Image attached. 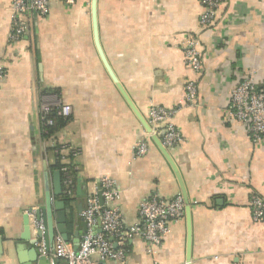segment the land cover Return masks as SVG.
Wrapping results in <instances>:
<instances>
[{"label":"crops","instance_id":"1","mask_svg":"<svg viewBox=\"0 0 264 264\" xmlns=\"http://www.w3.org/2000/svg\"><path fill=\"white\" fill-rule=\"evenodd\" d=\"M92 11V0H49L46 16L19 18L26 32L10 42L13 0H0V264H50L34 242L35 212L50 205L55 213L63 200L51 143L80 152L74 200L65 208L73 244L85 231L79 205L103 178L120 191L125 230L143 223L145 200H187L184 217L168 223L153 252L133 237L125 260L94 257L97 264H264V220H253L251 204L254 196L264 200V142L254 144L247 125L228 118L231 92L244 77L264 90V0H221L207 27L200 26L202 0H97L99 41L133 108L100 58ZM192 38L200 74L185 61ZM189 81L198 83L197 106H186ZM42 103L73 110L50 139L41 130ZM156 106L177 111L171 123L179 145L161 147L154 132L162 125L149 124ZM142 142L147 153L136 156ZM39 223L46 227L43 213ZM55 236L45 229L50 246Z\"/></svg>","mask_w":264,"mask_h":264},{"label":"built area","instance_id":"2","mask_svg":"<svg viewBox=\"0 0 264 264\" xmlns=\"http://www.w3.org/2000/svg\"><path fill=\"white\" fill-rule=\"evenodd\" d=\"M72 4L74 0H66ZM221 0H202L206 12L201 16L200 26L207 27L215 19ZM15 15L13 17V29L10 34V42L19 41L26 27L20 25L19 18L28 13L46 16L49 13V0H13ZM185 61L196 74L202 71V59L199 51V40L190 39L185 46ZM5 76V70L0 66V80ZM198 83L189 81L185 85L184 96L186 106H197ZM231 100L228 109V118L231 122H240L248 127L249 137L254 144L264 142V90L257 87L254 79L244 77L231 92ZM70 105H58L56 109L44 103L40 107V123L42 134L45 139H50V130L55 126L56 120H67L72 115ZM176 110H168L164 107H153L150 111L149 124L162 125L161 129L154 133L165 148L179 145L183 137L171 123ZM49 141V140H48ZM52 144V148L61 163V174L64 194L73 198L71 169L75 172L77 167L73 159L80 152L68 145ZM147 143H140L136 150V156L147 153ZM101 189L98 193H90L86 197L83 210L80 213L85 224V232L81 236L78 250L70 241H65L61 235H56L50 246L45 238V227L38 221L35 223L37 237L34 246L39 255L48 260L50 264L59 261L65 264H97L94 257L99 261H123L128 252V242L133 237L143 238L151 247H159L164 235L168 233V223L182 219L185 214L186 203L182 196H177L171 201L160 198H151L140 204L139 214L143 219L141 225H135L125 230L123 215L116 203L121 194L116 182L109 178L100 181ZM99 193H101L102 203ZM253 220H264V200L259 196L252 199ZM99 229V231H96Z\"/></svg>","mask_w":264,"mask_h":264},{"label":"water","instance_id":"3","mask_svg":"<svg viewBox=\"0 0 264 264\" xmlns=\"http://www.w3.org/2000/svg\"><path fill=\"white\" fill-rule=\"evenodd\" d=\"M92 8H93L92 14H93V30H94L95 44H96L98 53L100 55V58L104 64L109 76L112 78L113 82H115V84L117 85L121 94L124 96V98L130 104V106L133 108V105L130 102L126 92L124 91V88L120 85L117 77L115 76L114 72L112 71L109 64L107 63V60L105 58V54L102 50V47H101V44L99 41V28H98V19H97V0H92ZM143 122H144V120H143ZM145 127L150 132V128L146 123H145ZM159 143H160L161 147L164 148L160 141H159ZM54 188H55V193L57 196H62L64 194L63 184H62V174L60 171H57L54 175ZM100 189L101 188H99V191H100ZM78 190H79V192H81V182H79ZM99 197H100V202L102 203L101 193H99ZM184 201L186 204H188L187 200L185 198H184ZM65 208H66V203L64 200H61V201L55 202V204H54L55 213L52 212V207L50 205H47L46 208L43 210V212L36 211L35 214H36V220L39 222L41 220V214L43 213L44 221L46 223L45 229L48 233H50V236H52V237L55 236V231H56L59 235H61L63 237V239L65 241H69L68 235H67V215H66ZM82 210H83V205L80 204L79 209H78L79 213ZM30 214L32 215L33 212L31 211L29 213V215ZM53 217H55V223H56L55 226H54ZM26 225L29 228V217H27V219H26ZM84 232L85 231H79V233L76 234V238L73 241L74 247L76 250H78V247L80 244V238L84 234Z\"/></svg>","mask_w":264,"mask_h":264},{"label":"trees","instance_id":"4","mask_svg":"<svg viewBox=\"0 0 264 264\" xmlns=\"http://www.w3.org/2000/svg\"><path fill=\"white\" fill-rule=\"evenodd\" d=\"M66 123V120H62V119H58L56 120V124L55 126L50 130V134L52 135L56 129L64 126ZM61 168H62V165L61 163L58 161L57 163V166L55 167V169H57L58 171H61ZM71 177H72V184H73V188L75 187L76 188V184H77V178H78V175L76 173V171L74 172L72 169H71ZM62 199L65 201V203L67 205H70V203L74 200L68 196H66L65 194L62 195Z\"/></svg>","mask_w":264,"mask_h":264}]
</instances>
